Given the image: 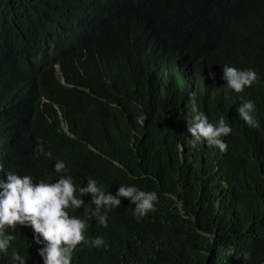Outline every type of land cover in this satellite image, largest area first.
<instances>
[{
    "label": "clouds",
    "instance_id": "9594fccd",
    "mask_svg": "<svg viewBox=\"0 0 264 264\" xmlns=\"http://www.w3.org/2000/svg\"><path fill=\"white\" fill-rule=\"evenodd\" d=\"M110 5L0 0V264H141L133 255L146 240L173 258L190 246L171 230L188 224L208 243L205 264H264V121L255 106L264 111V67L223 64L215 75L206 45L136 2ZM201 11L213 43L236 49L245 33L264 51V0H211ZM216 21L228 25L221 35ZM97 32L104 52L62 59ZM50 81L87 107L80 119L51 100ZM93 89L131 135L124 155L174 163L185 185L160 202L138 187L130 162L114 161L113 188L104 189L91 176L77 183L63 160L50 158L45 147L70 140L100 154L108 121L91 116Z\"/></svg>",
    "mask_w": 264,
    "mask_h": 264
},
{
    "label": "trees",
    "instance_id": "16d2710c",
    "mask_svg": "<svg viewBox=\"0 0 264 264\" xmlns=\"http://www.w3.org/2000/svg\"><path fill=\"white\" fill-rule=\"evenodd\" d=\"M211 0H110L112 6L118 8L125 5L123 9L136 2L137 8L146 14H151L158 22L165 25L169 30L178 33L188 39L193 45H206L210 48L206 61L212 73L222 74L220 65L229 64L235 67H251L261 71L264 67V51L257 43H253L248 35L242 33L236 49L227 48L220 43L212 42V35L209 32L210 25L199 21L201 8ZM110 5V7H112ZM228 27L227 24L216 21L214 33L221 35ZM208 41V42H207ZM106 43L102 33L97 32L92 38L77 48L78 53H66L62 59H72L79 56L83 50L87 53H101L105 51ZM68 64V62L66 63ZM68 72L67 67L63 69ZM46 90L52 101L60 103L66 110L67 116L71 120L80 119L86 112L87 107L83 104L73 102L75 97L63 92L55 82L46 83ZM96 94V103L91 108V116L100 115L107 119L108 129L106 133L97 141L100 154L86 153L76 140L64 141L57 147H45L46 151L51 152V159L63 160L69 169V173L77 183H82L88 176L97 180L98 184L104 189H112L113 181L111 169L114 161L130 162L136 174L135 182L144 191H154L159 201L164 200L161 194L173 189L176 185H185L184 177L179 171L176 177L178 166L174 163L157 162V157L152 154H144L142 161L131 160L124 153L130 148L129 142L131 135L123 132L122 118L119 114L109 110L105 101L102 100L103 94L93 89ZM244 97V94H242ZM263 101L259 100V102ZM259 117L264 121V111L258 105ZM255 108V110H256ZM42 119L38 114L37 121ZM41 131V130H39ZM136 142L139 140L136 138ZM202 198L192 192L189 201L192 205L201 208ZM242 204V203H240ZM243 206V204H242ZM244 212V209H243ZM200 216L204 215L199 211ZM234 221V220H233ZM172 236L181 243L190 246V250L180 256L169 258L164 256L156 248L150 247L149 241L144 242V248L133 256L141 264H205L208 250V243L197 231L195 226L185 225L171 230ZM89 264H97L90 260Z\"/></svg>",
    "mask_w": 264,
    "mask_h": 264
},
{
    "label": "bare ground",
    "instance_id": "6f19581e",
    "mask_svg": "<svg viewBox=\"0 0 264 264\" xmlns=\"http://www.w3.org/2000/svg\"><path fill=\"white\" fill-rule=\"evenodd\" d=\"M30 25H32V24H30ZM29 28H30V26H29ZM35 30V29H34Z\"/></svg>",
    "mask_w": 264,
    "mask_h": 264
}]
</instances>
